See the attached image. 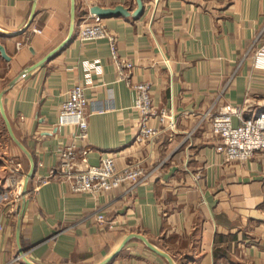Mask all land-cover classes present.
Instances as JSON below:
<instances>
[{"label": "crops", "instance_id": "obj_1", "mask_svg": "<svg viewBox=\"0 0 264 264\" xmlns=\"http://www.w3.org/2000/svg\"><path fill=\"white\" fill-rule=\"evenodd\" d=\"M143 1L137 17L138 0L98 5L129 9L130 15L104 22L117 35L120 53L135 63L133 80L151 82L154 104L167 108L174 126L170 118L156 122L159 133L136 142V90L119 79L106 38L79 37L80 0L71 39L9 88L3 103L36 161L31 188L52 168L82 170L107 154L120 168L141 163L148 177L131 191L124 182L99 193L75 192L65 177L51 179L27 195L18 235L21 200L11 177L17 168L26 174L30 160L0 106V264H99L131 233L144 234L176 264H264V151L226 160L212 131L213 116L226 103L246 113L264 109V0ZM34 7L25 32L0 31L10 56L0 50V93L69 36L72 0H0V27L21 30ZM78 83L89 97L86 139L76 122L59 120ZM67 146L75 148L71 162L60 154ZM100 212L106 221L98 220ZM108 264L170 263L133 237Z\"/></svg>", "mask_w": 264, "mask_h": 264}, {"label": "built area", "instance_id": "obj_2", "mask_svg": "<svg viewBox=\"0 0 264 264\" xmlns=\"http://www.w3.org/2000/svg\"><path fill=\"white\" fill-rule=\"evenodd\" d=\"M81 15L79 37L82 40L102 39L108 40L113 62L118 70V77L136 90L134 106L139 111L140 128L136 135V142L141 144L157 135L160 131L158 124H164L170 118L169 126H174L172 115L167 108L154 104L152 96V84L149 81L133 80L135 63L120 53L118 37L104 22V17L91 11V7L98 4V0H80ZM35 31L41 32L40 28ZM21 42H19V45ZM89 97L86 94V86L82 83L71 88L67 100L63 103L59 120L61 123L74 121L80 127L79 136L82 139L88 137V118L86 107ZM235 118L239 122H235ZM156 122L158 124H156ZM212 131L218 137L217 150L222 152L226 160L245 161L255 155L257 151H264V109L246 113L244 108L232 103H226L221 110L213 116ZM61 155L69 158L70 162L75 157L74 146H67L61 150ZM70 164L52 168L47 176L38 178L33 183L32 190L49 182L51 179L65 177L69 180L71 189L75 192L90 191L94 193L114 190L122 183L130 184L129 191L142 183L148 176L145 167L134 162L125 167H118L115 155L107 154L101 157L97 164H90L82 170L69 168ZM25 173L17 168L13 174L14 196L16 200L22 198V187ZM31 192V190H30ZM29 192V193H30ZM99 221L107 220L104 212L97 214ZM114 221H110V226ZM3 228L0 222V230ZM20 258V256H18Z\"/></svg>", "mask_w": 264, "mask_h": 264}, {"label": "water", "instance_id": "obj_3", "mask_svg": "<svg viewBox=\"0 0 264 264\" xmlns=\"http://www.w3.org/2000/svg\"><path fill=\"white\" fill-rule=\"evenodd\" d=\"M144 8H145L144 1L143 0H138V8L134 11V13L132 15L136 16V17L140 16L142 14ZM91 11L96 13V14H98V15H100L101 17H104V18L112 16V15H117V14L130 15L129 9L126 8L122 4L117 5L115 7H103V6H100V5L96 4V5L91 7ZM34 14H35V7L33 8V11L31 13V16H30L28 22L26 23V25L21 30H19V31H8V30H5V29L0 27V31L5 32L6 34H10V35L21 34V33L25 32L29 28V26L31 25V22L33 20ZM75 18H76V0H72V22H71L70 33H69L68 38L66 40H64L59 46H57L56 48L51 50L42 59H40L39 61L35 62L34 64H31V65L27 66L25 69H23L17 76H15L9 82L8 87L5 88L4 90H2V92L0 93V106H1L2 113H3L4 117H5L9 132H10L13 140L25 152V154L28 156V158L30 160V168H29L28 172L25 174L24 181H23V187H22V198H21V208H20V212H19L18 235H20L21 221H22L23 213H24L25 206H26L27 195L29 194V192L31 190V183H32V180H33L35 172H36V161H35V158H34L33 154L31 153V151L16 136V134H15V132L13 130L12 124H11V122H10L8 116H7L6 111H5V107H4V103H3V97H4L5 92L9 88L14 86L22 77H24L26 74L31 72L33 69H35L39 65H41L44 62L48 61L56 52H58L60 49H62L67 44V42L71 39V37H72V35L74 33V30H75ZM0 50H1V52H2V54H3V56L5 58L10 59V56L7 54L6 49H5L3 44H0ZM133 237H138V238L142 239L152 250H154L159 255L163 256L164 258H166L169 261L170 264H176L173 256L169 252H167L166 250L158 247L156 244H154L152 241H150L144 234H141V233H131V234H129L124 239V241L119 246V248L113 254H111L109 257H107L106 259L101 261L99 264H108L123 249V247L127 244V242L130 239H132ZM21 255H22V257L25 258L23 250H21ZM28 262L30 264H36V263L30 262V261H28Z\"/></svg>", "mask_w": 264, "mask_h": 264}, {"label": "rangeland", "instance_id": "obj_4", "mask_svg": "<svg viewBox=\"0 0 264 264\" xmlns=\"http://www.w3.org/2000/svg\"><path fill=\"white\" fill-rule=\"evenodd\" d=\"M2 125H0V130H1V128L3 129V130H5V127H4V125H3V121L2 122H0ZM7 134V133H6Z\"/></svg>", "mask_w": 264, "mask_h": 264}]
</instances>
